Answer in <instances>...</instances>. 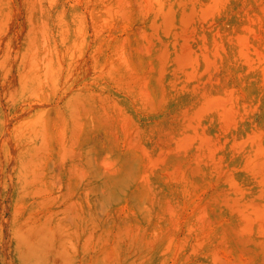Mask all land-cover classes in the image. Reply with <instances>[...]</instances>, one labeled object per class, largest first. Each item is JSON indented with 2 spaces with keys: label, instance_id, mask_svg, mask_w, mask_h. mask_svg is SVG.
<instances>
[{
  "label": "rangeland",
  "instance_id": "374dc122",
  "mask_svg": "<svg viewBox=\"0 0 264 264\" xmlns=\"http://www.w3.org/2000/svg\"><path fill=\"white\" fill-rule=\"evenodd\" d=\"M0 264H264V0H0Z\"/></svg>",
  "mask_w": 264,
  "mask_h": 264
}]
</instances>
